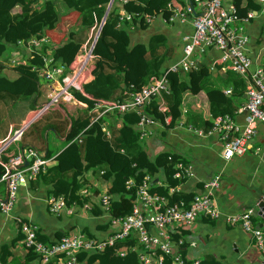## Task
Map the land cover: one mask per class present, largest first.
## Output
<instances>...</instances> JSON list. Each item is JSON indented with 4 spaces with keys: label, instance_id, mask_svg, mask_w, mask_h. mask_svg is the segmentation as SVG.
<instances>
[{
    "label": "trees",
    "instance_id": "16d2710c",
    "mask_svg": "<svg viewBox=\"0 0 264 264\" xmlns=\"http://www.w3.org/2000/svg\"><path fill=\"white\" fill-rule=\"evenodd\" d=\"M108 0H0V58L3 52L10 47L16 48L18 40L30 37L46 36L49 41L40 45L28 55L24 62L14 67L18 77L9 81V85L16 84L12 92L0 90V136L13 124L18 128L20 117L27 108L35 107L37 100L45 101L48 90L47 83H38L37 73L31 66L40 65V54L50 52L54 63L68 64L82 42H90L91 27H96L102 18ZM240 11L252 9L259 10L257 0H232ZM167 3L182 6L183 0H124L122 8L140 14L160 15L163 19L170 14ZM117 5L114 1L99 26L98 33L91 47L92 64L91 77L82 84V89L94 98L124 100L128 98L130 90H135L145 84L150 76L164 74L168 82V90L163 91L160 97L165 100L167 114L170 120L166 126H173L179 122L193 124L200 115L188 107H184L186 96L194 93L203 96L206 102V112L213 105H222L212 111L216 113H232L238 105L237 98L242 97L245 78L224 66L215 64L208 68L197 64L186 72L171 71L162 63L170 57L172 45L168 44L162 33H152L146 42H129L127 29L116 26ZM72 18L71 24L66 28V22ZM146 22L140 20L139 25ZM264 24V23H263ZM66 30V32L64 31ZM65 32V33H64ZM63 34V35H62ZM65 35V36H64ZM259 39L264 38V25L260 29ZM64 37V38H63ZM63 38V39H62ZM62 39V40H60ZM60 40V41H59ZM182 43V41H181ZM17 49L20 50L19 46ZM25 55V54H24ZM2 61L0 62V66ZM0 80L2 76L0 75ZM21 81L28 87L21 86ZM11 84V85H12ZM230 86V93L224 94L222 88ZM76 97L84 100L87 107L91 100L73 91ZM12 93V94H10ZM159 97L153 96L145 105L144 111L154 117L160 118L155 111ZM38 102V103H39ZM264 110V103L260 105ZM138 114L134 111L105 112L89 119L85 109H78L75 115L63 116L56 109L49 110L34 122L28 125L20 134L19 146H32L44 157L50 156L45 150L47 129L57 137H62L66 146L53 156L56 161L48 164L33 178L40 177L50 186L52 194H62L67 205H82L92 200L97 193L96 185H105L107 192L113 195L108 207V214L118 216L130 211L129 195L131 189L125 188L126 178L138 183L147 174L162 171L163 177L157 181L149 180V190L167 197L168 202L186 206L193 193H181L175 189L182 180L174 177L175 164L182 159L173 151H158L153 157H148L138 138ZM77 136L76 142H68ZM77 157L71 161L68 158ZM3 167L0 165V182ZM96 184V185H95ZM86 186L89 194H79V189ZM92 215L102 214V210L92 205L89 209ZM253 217V214H252ZM108 220L99 227H106ZM17 235L8 241L0 242V263L19 264L12 258L10 247L20 241L22 233L17 225ZM86 236H93L83 230ZM177 237V229L174 231ZM36 238L48 243L43 234L36 231ZM137 245L134 237L115 241L105 245L99 251L78 252L77 258L86 264H139L137 252L133 247ZM123 253L120 255L119 252ZM30 249L26 251L22 264L35 257ZM12 258V259H11ZM62 252L49 256L42 264H63ZM159 264H174L169 254H163ZM200 264H208L206 258L200 259ZM210 264H215L212 261Z\"/></svg>",
    "mask_w": 264,
    "mask_h": 264
},
{
    "label": "built area",
    "instance_id": "2783aa9c",
    "mask_svg": "<svg viewBox=\"0 0 264 264\" xmlns=\"http://www.w3.org/2000/svg\"><path fill=\"white\" fill-rule=\"evenodd\" d=\"M117 5V23L121 26L123 21L142 22L151 21L156 15L140 14L122 8L124 0H108L107 9L96 27H91L93 33L89 34L90 42H82L75 52L72 60L68 63H54L53 56L49 50L40 54L41 64L31 66L36 75L43 77L47 83L45 101L37 104L28 118L16 129L12 130L6 137L0 139V165L3 167L1 179L5 182L7 195L5 201H0V211L8 213L15 202L16 190L19 184L33 178L40 170H43L50 158L44 157L32 146L18 148L15 152L6 153V147L20 139L21 132L33 120L42 114L56 108L60 103L77 104L84 106L89 114V119H94L105 112L134 111L138 114L137 126H139L138 138L142 139L150 130L149 126H166L170 120L167 114V105L160 97L161 92L168 90L167 78L164 74L150 76L145 84L135 90H130L128 98L102 99L92 96L86 97L91 100V106L81 103L73 91L85 95L82 84L87 81L91 66V47L96 38L100 24L104 20L111 3ZM182 6L167 3L170 9L169 16L165 21H182L188 14L191 15V31L184 33L181 37L180 57L167 65L171 71L186 72L196 66L197 58L205 49L214 47L221 51L220 60L225 62L227 68L237 72L245 78L244 103L239 110L245 111L243 124H238L232 114L220 113L213 116L205 128L193 124H183L187 129L197 135L216 133L221 140L220 155L230 158L233 155H241L248 147V141L255 132V123H264V110L260 105L264 103V79L259 69L250 71L251 58L246 51L248 37L245 33V24L255 16L258 11H264V0L259 2V10H238L232 3L226 7L222 0H184ZM197 7V11H195ZM49 39L42 35L18 40L15 57H10L5 65L14 67L19 62H24L21 57L40 49V45L47 43ZM25 54V55H24ZM25 60V59H24ZM15 68V67H14ZM82 83V84H81ZM224 93H230V88H224ZM159 97L155 111L160 118L155 119L144 111L145 105L153 97ZM84 101V100H81ZM67 116L69 114L67 113ZM79 138L74 136L68 142H76ZM4 156V157H3ZM25 163V164H24ZM174 177H182L190 174L188 165L179 161L175 164ZM149 175H145L141 181L135 183L132 178H126L124 184L126 189H131L129 195L130 211L123 215L111 216L108 207L113 195L107 192L105 185L95 184L97 193L93 199L82 205H67L62 194L48 193L46 207L52 214L64 211L66 214L75 213L76 209L88 210L93 204L98 206L103 215L107 217L110 229L104 237L86 236L83 232L63 233L53 241L45 243L36 238L38 225L15 215L14 221L22 233L20 242L26 250L35 253V257L41 263L54 253L62 252L63 264H86L84 260L77 258L80 251H99L105 245L120 241L128 237H134L137 245L133 249L137 252L139 264H159L163 254H169L174 264H200L199 258H186L180 252L183 238L175 237L174 231L179 227L194 222L197 218L205 216L208 218H219L220 213L212 200V193L218 186L219 177L213 176L202 184V191L193 193L189 203L182 206L170 203L166 196L151 192L149 190ZM86 186L79 189V194H89ZM252 209L228 213L222 216L227 224H238L245 231L250 232L255 238V244L261 254V264H264V231L252 222ZM123 252L120 251L121 255ZM91 264H98L93 262Z\"/></svg>",
    "mask_w": 264,
    "mask_h": 264
},
{
    "label": "crops",
    "instance_id": "0c3cea01",
    "mask_svg": "<svg viewBox=\"0 0 264 264\" xmlns=\"http://www.w3.org/2000/svg\"><path fill=\"white\" fill-rule=\"evenodd\" d=\"M222 1L226 7L233 2L232 0ZM183 3H185L184 0ZM242 4L243 2L240 0L239 5L241 6ZM195 11H197V7H195ZM191 20L192 17L189 14L182 21L172 20L170 22L165 21L162 16L156 15L143 26H140L137 22L127 21H123L121 26L127 29L131 44L146 42L148 36L152 33H162L166 37L167 43L172 45L170 57L162 63L161 68H164L180 57L181 37L184 33L191 31ZM263 23L264 11H258L245 24L244 29L248 37L246 51L251 58L250 71L261 70L262 78L264 79V38L259 39ZM47 50L50 51V49ZM220 55L221 51L219 49L214 47L207 48L199 54L197 64L208 68L209 71L218 63H223L226 67L225 62L220 60ZM5 64L7 63L0 66V75L2 76L0 90L8 93V91L12 92L17 87L16 84L11 83L12 85H9L8 83L17 79L18 72L14 67ZM91 75L89 74L88 79ZM39 77L37 76L38 83L46 82L43 78V81L40 82ZM25 83L21 81V86L24 88L29 86L25 85ZM228 87L230 88V86H224V88ZM224 88H222L223 92ZM244 88L245 81L242 97L237 98L238 105L230 113L238 124H243L245 116V111L243 109L239 110L245 100ZM82 91L85 93L84 96H91L83 89ZM79 101L86 104L85 101ZM38 102L39 100H37L36 105L40 103ZM184 107H188L200 115L195 126L205 128L213 116L220 114H213L212 111L222 107V105H213L206 112V102L203 96L191 93L186 96ZM33 108H27L24 111L19 119V126L28 118ZM54 109L63 116H67V113L72 116L76 114L78 109H85V107L72 103H69V105L60 103ZM134 127L139 129L137 124ZM12 130H14L13 124L8 123L7 129L2 133L0 139L6 137ZM50 130L47 129L45 150L48 149L50 156H52L54 153L61 151L66 146V143H63L62 137H57L53 133L50 134ZM149 130L150 132L140 139L141 146L148 157H153L158 151L162 150L173 151L190 168L189 175L180 177L182 180L175 187L177 191L181 193L200 192L204 181L216 175L219 177L218 186L213 191L211 198L219 210L220 217L208 218L201 216L194 222L179 227L177 229V237L183 238V243L179 247L181 254L186 258L196 257L199 260L206 258L208 264L212 261L215 264H261V254L255 244L254 236L242 229L238 224H227L222 219V216L249 208L253 211L257 209L256 205L259 198L264 195V123L261 121L255 123V132L248 141V147L244 153L233 155L230 158H223L220 155L221 140L216 133L197 135L184 127V125L179 124L160 127L152 125L149 126ZM51 135H53V139L48 138ZM19 141L20 139L10 143L4 151L6 153L15 152L20 148ZM55 161V159L50 158L47 165ZM149 177L150 181L159 182L163 177V173L162 171H156ZM5 187V182L2 180L0 182V198L4 196ZM49 188L48 183L44 182L40 177L31 178L18 185L15 202L10 211L7 214L0 211V242L8 241L17 235L18 228L13 218L15 215L35 222L38 225L39 232L48 241L55 240L63 233L83 232V230L95 237H104L108 233L109 224L106 227L98 226L107 221V217L103 213L92 215L89 210L79 208L73 214H66L64 211L57 215L50 213L45 202ZM104 216L106 217L105 219H103ZM260 218L264 217L253 212V217H251L253 224L264 231V221ZM10 250L14 261L22 264L27 250L23 248L21 242L19 240L16 241L10 247ZM27 264L42 263L37 257H33L27 261Z\"/></svg>",
    "mask_w": 264,
    "mask_h": 264
},
{
    "label": "rangeland",
    "instance_id": "374dc122",
    "mask_svg": "<svg viewBox=\"0 0 264 264\" xmlns=\"http://www.w3.org/2000/svg\"><path fill=\"white\" fill-rule=\"evenodd\" d=\"M158 16V15H157ZM68 22H66V28L71 24L70 22L72 21V18H69V20H67ZM70 27V26H69ZM65 31V30H64ZM91 32V34L93 33V29L90 31ZM49 48L51 49V46H50V44H49ZM16 48H12V47H10L9 49H6V51L5 52H3V54H2V59L0 58V62L1 61H7V60H9V58L10 57H15L17 54H14V53H16ZM21 58H23V57H21ZM89 66H91V69H92V64H90ZM43 77H41V75H40V77H39V81L40 82H42L43 81V79H42ZM82 84V83H81ZM49 133L50 134H52V131L50 130L49 131ZM49 139L50 138H52L53 139V135H51V136H49L48 137ZM48 138H47V140H48ZM77 159V157H71V158H68V160H71V161H74V160H76ZM101 186H103V185H101ZM106 217L104 216L103 217V219H105Z\"/></svg>",
    "mask_w": 264,
    "mask_h": 264
},
{
    "label": "water",
    "instance_id": "95a60500",
    "mask_svg": "<svg viewBox=\"0 0 264 264\" xmlns=\"http://www.w3.org/2000/svg\"><path fill=\"white\" fill-rule=\"evenodd\" d=\"M107 6L105 8L104 13L106 12ZM25 164V163H24ZM6 195H7V188L5 187V192H4V196L2 198H0V201H5L6 200ZM257 209H254L253 212L264 217V195L261 196L257 202L256 205ZM262 221H264V218H260ZM1 264V263H0Z\"/></svg>",
    "mask_w": 264,
    "mask_h": 264
}]
</instances>
